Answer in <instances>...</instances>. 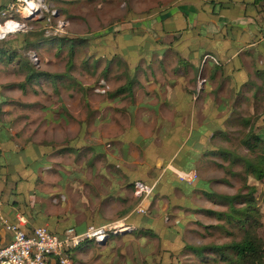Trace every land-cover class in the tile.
<instances>
[{"label": "rangeland", "instance_id": "rangeland-1", "mask_svg": "<svg viewBox=\"0 0 264 264\" xmlns=\"http://www.w3.org/2000/svg\"><path fill=\"white\" fill-rule=\"evenodd\" d=\"M209 1L49 0L51 10L56 12V19L65 24L61 36L84 39L88 44L75 51L71 68L68 64L67 49H62L58 54L56 45L40 46L37 53L31 52V49L20 52L29 59L35 70L52 76L67 74L72 78L65 79L64 83L57 81L56 85L41 80L27 85L25 91H21L16 85L23 82L24 75L16 70V63H0V156L5 157L9 169H23L26 166L27 169H36L38 165L30 160V156H48L51 151H59L62 154L64 152L63 156H73L71 152L68 155L66 151L69 148L76 149L81 144L85 146L81 147L80 156H89V153L103 154V150L114 151V148H106L109 141L105 138L107 134H111L109 129L113 125L106 117L122 118L125 114L112 110V106L119 107L121 103L113 101L109 95L113 96L118 88L127 86L129 76L137 79L142 72L160 73L158 67L160 68L162 63H159L158 59H166L169 62L164 63L166 69L163 70L168 73L169 80L175 77L174 71L178 70L187 73L188 80L183 81V84L188 82V88L193 86L195 90H203L204 86L209 84V93L213 95L207 94L204 100H207L210 110L211 106L216 110L217 85L221 83L216 80L218 73L216 70L207 69L212 67L211 62L206 66L200 63L202 55L210 51V42L197 36L200 35L197 29L199 26L192 30L188 14H184L188 13V7L193 5L198 8L200 4L205 6ZM34 27V24L30 26ZM34 39L35 37L30 38ZM22 40V36L13 39L17 41L18 48ZM159 42L169 44L168 48L158 50L155 44ZM178 44H181L183 49L178 47ZM192 44H198L200 49L183 60V57H187V47ZM8 48L7 45L5 49ZM99 56L103 58L94 65L97 66L95 70L84 69V64L89 65ZM147 63L148 65H145ZM107 66L108 73L104 76L103 70ZM158 77L162 82V77ZM211 77L214 79L210 80ZM11 85L14 87H10ZM239 99L240 96L233 98L234 107L230 109L233 113L238 112V119L228 122L230 124L227 129L218 128V123L210 118L202 130L194 125L193 128L188 127V130L175 129V133L173 130L162 132L158 138L172 144L184 139L188 133V163L191 161L189 156H192V144L198 141L202 131L207 130L211 134L220 131L226 136H216L203 144L205 150L216 152V155L209 154L188 170L197 173L195 182L185 184L168 179V182L155 188L153 195L163 196L167 208L161 210L155 207L153 210L152 200H149L148 214L141 216L135 213L132 218V232L111 237L104 250L92 243L85 244L90 245L94 252H99L102 263L118 264L121 260L122 264H234V256L230 251L226 250L225 254L229 259H224L221 254L206 249L201 259L187 250L186 246H229L242 238H251L262 248L264 179L256 180L246 173L241 163L232 162L235 157L252 160L263 148L259 146L256 154H251L246 150L244 141L256 134L264 138V106L254 108L250 104L240 105L239 110L235 111ZM203 107L200 102L196 105L197 110ZM197 117H200V114ZM241 118L249 122L244 124L243 121H235ZM115 120H118L117 126L126 121ZM94 133L95 136L92 135ZM3 135L5 140L1 137ZM90 138L94 142L95 139L106 141L103 142V147L89 150L87 145ZM163 147L166 146L151 154L147 144H144L142 150L148 155L164 156L167 152ZM220 151H228L233 156L221 158L222 155L218 153ZM249 188L254 189L252 198L256 214L251 233L245 235L228 225L225 220H218L214 215L206 213L228 212L227 207L215 204L206 193L233 196L246 193ZM153 249L154 254L148 255ZM69 259H72L71 255ZM141 260L145 261L140 263Z\"/></svg>", "mask_w": 264, "mask_h": 264}, {"label": "crops", "instance_id": "crops-1", "mask_svg": "<svg viewBox=\"0 0 264 264\" xmlns=\"http://www.w3.org/2000/svg\"><path fill=\"white\" fill-rule=\"evenodd\" d=\"M11 1L0 0V7ZM217 1L223 2L224 7L218 10L216 17L208 6L202 4L198 8L192 5L188 7V13H184L188 14L192 30L199 26L200 35L197 36L210 42V51L205 54H213L221 62L216 79L221 82L217 85L216 110L214 106L210 110L207 100H204L207 94L213 95L209 93V84L198 92L193 86L188 88V82L183 84V81L188 80L187 73L178 70L174 71L175 77L169 80L168 73L163 71L166 69L164 63L169 62L158 59L163 64L160 68L157 66L160 73H140L134 79L136 82L130 92L113 98V101L121 104L119 107L112 106V110L125 114L122 118L106 117L113 124L109 129L111 134L105 138L110 144L106 148H114V151L103 150V154L80 156L81 147L85 146L81 144L76 149L69 148L66 151L73 156H63L64 152L62 154L59 151H51L48 156H30L38 168L27 169L26 166L15 170H10L5 157L0 156V220L13 222L17 215L22 214L28 219L30 227H45L58 235L68 227L81 232L89 225L100 226L118 220H124L132 226L137 201L132 194L131 184L141 181L154 186L155 190L168 179L176 181L177 172H188V169L208 157V150L204 149L203 144L220 136L213 137L214 133L202 131L198 141L192 144L191 161L188 163V133L184 139L172 144L158 138L164 130L166 133L170 130L175 133V129L188 130L194 125L202 130L210 118L218 123V128L227 129L228 122L238 119V112H234L237 114L234 115L230 109L234 107L233 98L239 96L241 99L236 103L235 111L239 110L240 105L250 104L254 108L264 106V0ZM178 13L181 12H175ZM178 45L181 47V44ZM197 45L188 46L186 56L196 53L200 49ZM168 46L160 42L155 44L158 50ZM158 75L162 77V82ZM213 79L211 77L210 80ZM198 102L204 106L201 110L196 108ZM198 114L200 117H197ZM262 114L264 116V112ZM115 119L126 121L117 126L118 120ZM106 140L101 142L95 139L94 142L90 138L87 148L103 147ZM144 144H147L151 154L166 146L163 148L167 154L148 155L142 150ZM152 195L149 200H152L153 210L155 207L161 210L167 208L163 196ZM0 238L3 244L10 239L1 223ZM106 244L98 247L104 250ZM154 252L153 249L148 255ZM98 253L90 245H83L71 252L70 264H104ZM118 264H122V261Z\"/></svg>", "mask_w": 264, "mask_h": 264}, {"label": "trees", "instance_id": "trees-1", "mask_svg": "<svg viewBox=\"0 0 264 264\" xmlns=\"http://www.w3.org/2000/svg\"><path fill=\"white\" fill-rule=\"evenodd\" d=\"M211 14L216 17L218 14V10L224 7L223 2L210 0L207 3ZM28 29L23 33H18L14 35L7 36L4 40L0 41V63H16V70L18 72H22L24 75V80L22 83L17 84V88L21 91H25L27 85H31L34 83H38L39 81L43 80L45 82H49L50 84L56 85L57 81L64 83L65 79H71L67 74L64 76H52L47 73L39 72L35 70L34 66H32L29 59L24 57L22 50L31 49V52H36L40 46H48V45H56L59 49L58 54L61 53L62 49H67V54H69V67L73 66L72 58L75 55V51L81 47H85L87 45V41L84 39H69L63 36L57 35H47L48 25L45 23L44 20H37L35 22H26ZM34 24L36 27L30 28V26ZM188 28V27H187ZM185 28V29H187ZM184 29V30H185ZM18 36H22L23 40L20 43L19 48L16 46L17 41H13ZM31 37H35L34 40H30ZM8 45V50L5 47ZM167 51V50H166ZM164 52V54L166 53ZM37 53V52H36ZM204 55L209 56L210 58L205 60L204 62ZM200 59V63L205 65L209 62L212 63V67L210 70H218L221 67V62L218 58L215 57L213 54H204ZM90 57V56H89ZM103 58L99 56L94 58L89 65L84 64V69L95 70L97 66H94L99 63L100 59ZM92 59V58H91ZM17 60V61H16ZM109 64V63H108ZM108 66L103 70V75L105 76L108 73ZM199 78V76H198ZM196 78V80L198 79ZM129 82L127 86H122L118 88L113 96L109 95L110 97L115 98L122 93L130 92L133 85L135 84V80L133 76H129ZM14 87V86H10ZM244 124H247L248 120H242ZM1 130V129H0ZM216 135H220L221 137H225L226 134L223 132H214L213 137ZM251 136V134L249 135ZM5 140V135L1 136ZM245 148L251 154H256L255 151L259 146L263 148L259 150L258 156H255L252 160L249 158H240L235 157L232 163H241L246 171L247 174L252 175L253 178L260 181L264 179V138L261 135H254L250 138H247L244 141ZM216 152H207L206 154H215ZM221 158H227V156H233L232 153L228 151H220L218 152ZM216 155V154H215ZM190 170V169H188ZM132 190V184H131ZM254 192L253 188H249L246 193H239L233 196L227 195H217L212 193H206V195L213 201L215 204H220L228 208V212L225 213H215L207 211L206 213L212 214L218 220H225V222L230 225L231 227L237 228L243 234L251 233L252 227L255 224V210L253 207V198L252 194ZM239 206V207H237ZM186 249L189 250L192 254L197 256L198 258H203L202 255L203 251L206 249L214 251L213 253L221 254L224 259L228 258L225 256L226 250L232 252L234 256V264H264V260L262 257L264 256V243L262 248L258 246V244L253 241L251 238H242L238 242H233L229 246H213V247H192L186 246ZM229 259V258H228ZM233 262V261H232ZM231 262V263H232Z\"/></svg>", "mask_w": 264, "mask_h": 264}, {"label": "built area", "instance_id": "built-area-1", "mask_svg": "<svg viewBox=\"0 0 264 264\" xmlns=\"http://www.w3.org/2000/svg\"><path fill=\"white\" fill-rule=\"evenodd\" d=\"M49 0H12L0 7V41L9 35L23 33L28 29L26 22L44 20L48 25L47 35L61 36L65 24L56 19L55 10H51ZM209 56H204L205 60ZM211 59V58H210ZM199 90H197L198 92ZM177 180L191 184L197 180V173L177 172ZM154 186L141 181L132 183V194L136 199L134 213L146 216L148 200ZM5 232L10 235L7 243L0 238V264H70L72 251L85 244L96 246L106 243L111 237L124 235L134 230L124 220L105 225H89L78 232L73 227L66 228L58 235L45 227H30L28 219L19 214L13 222L0 220Z\"/></svg>", "mask_w": 264, "mask_h": 264}]
</instances>
